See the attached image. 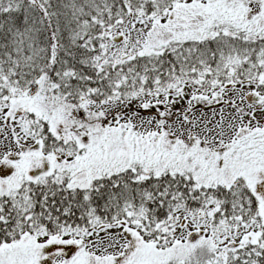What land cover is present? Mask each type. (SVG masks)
<instances>
[{
    "label": "snow or ice",
    "instance_id": "1",
    "mask_svg": "<svg viewBox=\"0 0 264 264\" xmlns=\"http://www.w3.org/2000/svg\"><path fill=\"white\" fill-rule=\"evenodd\" d=\"M0 264H264V0H0Z\"/></svg>",
    "mask_w": 264,
    "mask_h": 264
}]
</instances>
